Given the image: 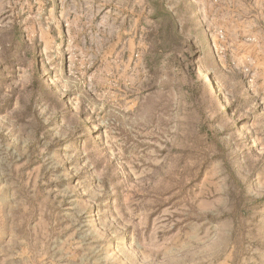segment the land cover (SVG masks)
Listing matches in <instances>:
<instances>
[{"label":"rangeland","instance_id":"374dc122","mask_svg":"<svg viewBox=\"0 0 264 264\" xmlns=\"http://www.w3.org/2000/svg\"><path fill=\"white\" fill-rule=\"evenodd\" d=\"M0 264H264V0H0Z\"/></svg>","mask_w":264,"mask_h":264}]
</instances>
